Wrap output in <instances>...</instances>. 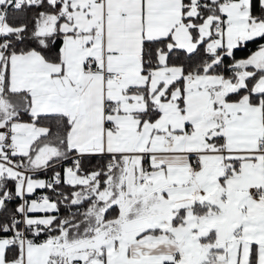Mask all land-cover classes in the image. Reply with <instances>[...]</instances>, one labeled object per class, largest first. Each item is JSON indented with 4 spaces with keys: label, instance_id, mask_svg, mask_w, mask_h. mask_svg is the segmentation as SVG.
I'll return each mask as SVG.
<instances>
[{
    "label": "snow or ice",
    "instance_id": "6c2138e0",
    "mask_svg": "<svg viewBox=\"0 0 264 264\" xmlns=\"http://www.w3.org/2000/svg\"><path fill=\"white\" fill-rule=\"evenodd\" d=\"M0 264H264V0H0Z\"/></svg>",
    "mask_w": 264,
    "mask_h": 264
}]
</instances>
